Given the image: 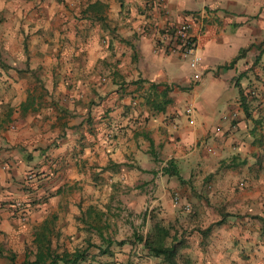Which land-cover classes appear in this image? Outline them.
<instances>
[{"label": "crops", "instance_id": "1", "mask_svg": "<svg viewBox=\"0 0 264 264\" xmlns=\"http://www.w3.org/2000/svg\"><path fill=\"white\" fill-rule=\"evenodd\" d=\"M183 22L194 69L166 36ZM155 223L171 262L134 241ZM38 241L264 264V0H0V264L47 261Z\"/></svg>", "mask_w": 264, "mask_h": 264}, {"label": "trees", "instance_id": "2", "mask_svg": "<svg viewBox=\"0 0 264 264\" xmlns=\"http://www.w3.org/2000/svg\"><path fill=\"white\" fill-rule=\"evenodd\" d=\"M89 9L91 8L88 7ZM245 50H240L239 54H242ZM238 54V58H239ZM236 57V59H237ZM114 167H117L116 165ZM162 174L168 177H174L179 183H182L181 178L178 175L177 168L172 162H168L166 167L163 168ZM167 236V230L162 228L159 223L153 225L152 230L146 234L144 238L134 236V241L141 243L142 246L152 255V256H163L168 262H171V257L174 255L173 247L165 246V239ZM124 242H119L118 244H123ZM91 245L88 244L87 247ZM44 249V254L47 259L45 262H39L37 259L33 261H24L22 264H76L84 259V251H74L73 253H62L56 254L50 251L49 242L38 241V250ZM171 264V263H170Z\"/></svg>", "mask_w": 264, "mask_h": 264}, {"label": "built area", "instance_id": "3", "mask_svg": "<svg viewBox=\"0 0 264 264\" xmlns=\"http://www.w3.org/2000/svg\"><path fill=\"white\" fill-rule=\"evenodd\" d=\"M152 29H147L149 32ZM190 25L187 22L180 23L176 26L168 28L166 31L167 38L173 42L174 49L178 52L179 56L183 59H188L189 67L195 68L198 64V57L195 52V45L189 35ZM151 32V31H150ZM194 78L197 79L198 75L195 74ZM173 204H178V198H173ZM188 205L183 206V210L187 211Z\"/></svg>", "mask_w": 264, "mask_h": 264}, {"label": "rangeland", "instance_id": "4", "mask_svg": "<svg viewBox=\"0 0 264 264\" xmlns=\"http://www.w3.org/2000/svg\"><path fill=\"white\" fill-rule=\"evenodd\" d=\"M131 180L133 179V178H130ZM139 179H137V178H135V181L137 182ZM139 182V181H138ZM134 184V183H133ZM117 210V212L114 210V212H112L111 213V215L112 216H114V217H116V218H118V217H121L122 216V213H125V215H126V212H124L123 210H121V209H116ZM128 216H130V215H128ZM95 225H97V224H95ZM136 228H138V230H139V226H136ZM87 231H89V229H87ZM87 233H90V232H87Z\"/></svg>", "mask_w": 264, "mask_h": 264}]
</instances>
